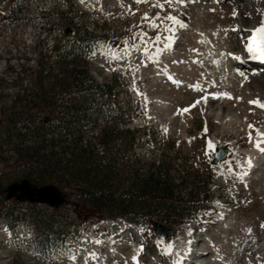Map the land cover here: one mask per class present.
<instances>
[{
  "label": "rangeland",
  "instance_id": "1",
  "mask_svg": "<svg viewBox=\"0 0 264 264\" xmlns=\"http://www.w3.org/2000/svg\"><path fill=\"white\" fill-rule=\"evenodd\" d=\"M153 3L0 0V122L1 109L18 93L16 77L26 63L24 57L31 62L38 52L69 38L70 29L87 27L101 38L89 57V68L97 79L115 83L120 101L117 113L129 114V126L135 129L131 154L143 164L171 163L177 184L197 181L202 187L209 181L208 190L190 200L204 202L195 207L198 217L182 224L157 219L175 231L161 242L152 218L137 213V222L98 219V212L78 198L74 188L65 186L67 201L58 209L19 202L11 205V215L9 207L1 208L0 264H72L67 258L71 253L77 257L75 264H172V255H165L164 247L172 243L174 250L177 235L188 253L197 252L186 264H231L238 259L237 249L243 247L237 264H264V227L260 226L264 223V152L253 151L257 136L247 127L251 123L264 131V111L249 103L264 98V73L259 64L248 67L259 72L254 79L238 81L230 73L248 70L244 64L236 68L232 63V56L243 52L234 30V6L247 7L249 12L255 8L249 0H194L174 9L165 5L162 14L172 11L186 27L177 28L175 39L169 42L172 46L158 52L163 42L153 46L156 30L141 20L144 13L152 17L159 11ZM247 20L256 23L259 19ZM140 29L147 36L133 39ZM133 43L138 47L129 46ZM143 47H148L147 54ZM215 92L230 96L214 98ZM217 142L228 146V154L215 163ZM7 144L9 139L0 134V184L5 187L23 174L18 156L6 153ZM116 150L123 156L124 144H117ZM249 158L260 168L253 176L247 166ZM126 180L121 177L117 185L123 187ZM177 193L185 194L184 200L192 196L182 184ZM210 203L218 210H206ZM83 218L88 222L76 224L71 231ZM56 230L63 241L54 243ZM252 237L255 242L246 245ZM255 246L261 250H253Z\"/></svg>",
  "mask_w": 264,
  "mask_h": 264
},
{
  "label": "trees",
  "instance_id": "2",
  "mask_svg": "<svg viewBox=\"0 0 264 264\" xmlns=\"http://www.w3.org/2000/svg\"><path fill=\"white\" fill-rule=\"evenodd\" d=\"M70 33L49 51L38 52L31 62L24 57L26 63L16 77L18 93L1 109L0 134L9 139L6 153L20 159L19 180L70 186L98 212V219L137 222V213L173 224L196 219L195 207L204 202L190 200L204 194L209 181L202 187L197 181L177 184L171 163L143 164L131 154L136 132L129 126L130 115L117 113L119 90L114 82L97 79L89 68L100 36L87 27ZM7 67L12 68L10 62ZM117 144H124L123 156ZM124 176L127 180L120 187L118 181ZM180 184L192 195L189 199L177 193ZM4 188L0 184V210L9 207L13 215L20 203L7 201ZM77 221L71 231L88 222ZM53 240L63 241L58 230Z\"/></svg>",
  "mask_w": 264,
  "mask_h": 264
},
{
  "label": "snow or ice",
  "instance_id": "3",
  "mask_svg": "<svg viewBox=\"0 0 264 264\" xmlns=\"http://www.w3.org/2000/svg\"><path fill=\"white\" fill-rule=\"evenodd\" d=\"M83 3V0H81ZM142 0H136V3H141ZM146 2V0H145ZM189 2H194V0H154L153 7L159 9L155 13L154 16L149 17L148 13H144L143 17L141 18L142 22H146L148 25V28L156 30V35L154 37V40L152 41L153 46L158 45L159 43L163 42L164 48L160 49L158 48V52H162L163 50H166L167 47L170 46V41H173L175 39V31L177 28H185L186 24L184 21L179 18L177 15H174L172 11H169L165 14L164 9L165 5H167L169 8L174 9L177 5H184ZM235 15V13H233ZM235 30V29H234ZM245 33V35L240 36L238 34V39L246 40L247 43L244 44V49L249 54V58L253 60H261L264 61V22H260L258 26L248 30L243 29L241 30ZM250 33V34H248ZM137 36H139L142 40L143 37L147 36V33L144 32L142 29H140L137 33L133 34V39H135ZM127 39L125 40V44H127ZM144 43H148V41H144ZM130 47L136 48L138 45L135 43L129 45ZM142 50L147 54L149 52L148 47H143ZM195 51V49L193 50ZM231 55V53L229 54ZM236 60H241V57L239 55H236L234 57ZM175 63V61H174ZM239 75L241 77H244L245 80L248 79L246 74L242 71H239ZM174 83H179V81H173ZM199 85H196L195 87H198ZM226 96H230L229 93H224ZM250 104H256L260 108H264V102H261L259 98L255 100L249 101ZM184 111H187V109H184ZM248 129L255 130L257 139L254 142V147H256L259 151L264 152V147H261L262 142H264V131H261L258 128H255V126L251 123L247 125ZM166 131V129H165ZM249 140L252 139V132L250 131L248 133ZM209 144H211V141H209ZM247 166L251 167V159L249 158L247 161ZM239 178L243 179V176H240ZM261 227H264V223L260 225ZM143 231V229H141ZM250 232L251 229H248ZM99 243V241H97ZM173 244L168 243L164 247V254L167 255L173 251ZM94 255V254H93ZM60 258H63V254ZM67 258L72 262V264H75V261L77 259L76 255L74 253H71L67 256ZM133 260L136 259L135 256L132 257Z\"/></svg>",
  "mask_w": 264,
  "mask_h": 264
},
{
  "label": "bare ground",
  "instance_id": "4",
  "mask_svg": "<svg viewBox=\"0 0 264 264\" xmlns=\"http://www.w3.org/2000/svg\"><path fill=\"white\" fill-rule=\"evenodd\" d=\"M237 1V3H239V2H241L242 0H236ZM252 2H254L253 3V6H254V8H255V10L254 11H252V12H249L248 11V9H247V7H244V6H239V7H237V5H235L234 7H235V10L237 11H235L234 13H235V15H233V19H234V26H235V31H238V33H239V35L240 36H243V35H245V33L244 32H242L241 30H243V29H248V30H250V29H252V28H254V27H256V26H258V24L260 23V22H264V0H253ZM258 3H260V4H262L263 5V7H259L258 6ZM240 5H241V3H240ZM255 17V19H259L256 23H251L252 21L251 20H247V17L249 18V17ZM242 20V21H241ZM248 34H250V33H248ZM245 43H247V41L246 40H241V50L243 51V52H238V53H236V54H234L233 56H232V58H233V60H232V63H233V65L234 66H236V68L237 67H240L239 65H242V64H244L246 67L245 68H247L248 70H239V69H237V70H239V71H242V72H244L245 74H246V76L248 77V79L247 80H249V79H251V78H257L258 77V75H259V72L257 71V70H255V69H249L248 67L250 66V65H253L254 64V62L252 61V59H250L249 58V54L246 52V50L244 49V44ZM171 45V44H170ZM170 48V46L169 47H167V49H169ZM170 55V54H169ZM236 55H239L240 57H241V60H236V59H234V57L236 56ZM154 62H157V59H155L154 60ZM236 69H234L233 71H230V73H231V75L236 79V80H243L244 79V77H241L240 75H239V72L237 71ZM225 76V75H224ZM244 81V80H243ZM246 82V81H245ZM238 86H239V83H238ZM239 90H240V87H239ZM225 95L223 94V93H218V92H215V93H213L212 94V97H214V98H223ZM240 100V99H239ZM261 100V102H264V98H261L260 99ZM252 105V104H251ZM255 107H257L258 109H260V110H262V111H264V108H260V107H258L256 104H253ZM253 151H258V149L255 147L254 148V150ZM251 153H252V151H251ZM254 153V152H253ZM254 162H256V163H258L256 160H253V162H251V164L252 163H254ZM260 168H259V166L256 168V169H253V172H252V176L259 170ZM255 237H252L247 243H246V245H248V244H250V243H254L255 242ZM244 243V242H243ZM175 244H176V248L171 252V253H169V254H171L172 256V261H173V263L172 264H180L181 263V261H182V264H183V257H187V256H190V255H192V254H196L197 252H194L195 250H193L192 251V253L191 252H189L188 253V251H187V245H186V243L184 242V241H181V239H180V236H176L175 237ZM258 249H260L261 250V247L259 246V247H257V246H255L254 248H253V250H255V251H258ZM245 250V248L243 247V249L241 250L240 248H238L237 249V257H235L237 260H239V258H240V254H241V252L242 251H244ZM241 257H242V255H241ZM237 260L234 262V263H231V264H237L238 262H237ZM191 262V261H190ZM247 263H248V261H247ZM186 264V263H185Z\"/></svg>",
  "mask_w": 264,
  "mask_h": 264
},
{
  "label": "water",
  "instance_id": "5",
  "mask_svg": "<svg viewBox=\"0 0 264 264\" xmlns=\"http://www.w3.org/2000/svg\"><path fill=\"white\" fill-rule=\"evenodd\" d=\"M227 151L225 143H217L212 161L217 163L223 160L227 155ZM4 193L6 200L15 199L21 202L41 203L51 208H58L67 200V194L57 184L39 185L28 178L10 183L4 189ZM154 226L160 241H166L175 232L173 228L166 227L158 221H155Z\"/></svg>",
  "mask_w": 264,
  "mask_h": 264
}]
</instances>
